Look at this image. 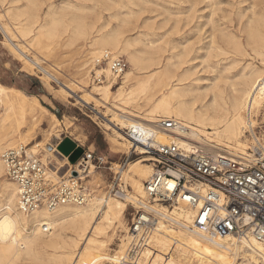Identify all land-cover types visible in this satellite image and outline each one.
<instances>
[{
	"label": "bare ground",
	"instance_id": "obj_1",
	"mask_svg": "<svg viewBox=\"0 0 264 264\" xmlns=\"http://www.w3.org/2000/svg\"><path fill=\"white\" fill-rule=\"evenodd\" d=\"M19 2L12 0L6 8L5 0H0V29L11 53L23 61L27 69L39 67L46 76L41 79H46L47 84L48 80L59 81L58 73L41 67L39 57L44 49L60 42L69 24L54 17L50 23H43L36 0H27L25 6L18 5ZM248 26L246 44L234 35L228 44L232 45L234 56L248 55L249 47L259 59V66L248 65L237 81H232L230 75L235 61L224 68L211 65L217 55L213 56V52L219 51V56L229 54L220 47H214V44L207 55L206 73H217L211 79L202 76L204 71H198L199 66L194 65L197 59L192 57V51L188 48L175 53L173 51L178 46L166 50L153 43L146 50L133 51L126 40L120 46V36L90 38V58L81 63L79 72L84 73L90 63L94 64L101 58L103 52H110L116 58L118 53L127 54L131 67L119 82L108 67L94 69L96 76L104 75L106 81L103 84L94 83L93 90L85 95L78 96L74 85L66 83L61 84L59 93L66 99L75 95L85 105H90L93 99L95 106H103L111 117L106 130L115 132V138L111 139L112 152L125 154L134 151L143 156L130 162L122 174V180L128 185L130 182L131 187V192L125 197L127 203L136 205L138 198L144 197L145 183L153 173L150 164L153 159L144 157L147 154L144 144L148 138L157 144L175 143L189 152L202 149L211 155L235 160L247 154L248 145L244 136L247 131L252 134L256 127L254 118L264 112V16L254 14ZM85 28L77 25L75 35L67 46L75 45L78 38H86L88 34ZM32 33L33 39L28 42L27 38ZM35 50L39 55L31 58L30 51ZM55 70L60 71L57 67ZM82 78L88 83V78H84V75ZM0 102L4 110V114L0 115V153L35 140L37 130L45 124L46 115L49 114L40 106L37 98L0 84ZM14 115L20 119L18 125L6 128ZM26 116L30 124L24 128ZM162 117L179 120L184 130H161L157 123ZM59 124L58 118L51 116L49 129L44 131L45 141L60 132ZM262 145L264 148V143ZM32 151L36 152L35 149ZM58 154L63 155L59 150ZM43 159L50 164L56 161V165L50 168L54 184L63 182L71 170L83 177L82 170L67 157L60 159L58 155L48 153L43 154ZM90 165L86 178L96 174V167ZM64 168H68V172L61 175L60 171ZM114 170L116 172L118 166ZM4 175L5 168L0 162V182ZM92 191L84 206H65L53 212L42 208L32 215H26L18 207L16 184L10 180L3 181L0 190V264H105L108 245L116 239L118 232L125 231L127 233L121 240L119 251L112 256L111 262L118 264L124 260L130 241L124 221L128 204L104 195L102 191ZM173 216L190 221L192 213L187 206L180 205ZM43 223L51 225L50 233L42 231ZM46 237L48 239H44ZM92 253L96 255L94 259ZM240 256L243 258L240 264H264V246L253 238L239 240L230 235L210 237L196 230L166 228L151 233L132 264H239L236 259Z\"/></svg>",
	"mask_w": 264,
	"mask_h": 264
},
{
	"label": "rangeland",
	"instance_id": "obj_2",
	"mask_svg": "<svg viewBox=\"0 0 264 264\" xmlns=\"http://www.w3.org/2000/svg\"><path fill=\"white\" fill-rule=\"evenodd\" d=\"M10 1L12 0H5L4 6L6 8L9 7L7 3ZM36 1L39 7V18L43 23H50L54 17L56 20H62L67 25L69 24L66 31L62 33L60 42L53 44L49 49H44L39 57L41 67L55 74L58 73L59 81L48 80L47 84L46 79H41V77L46 78V76L39 67H36L37 70L35 67L27 69L24 62L11 53L6 37L0 29V84L9 89L21 90L28 96L36 97L40 106L49 113L46 115L47 121L45 124H43L41 129L37 130L36 139L30 144L23 146L31 148L36 144H40L45 147L46 145H56L60 141L63 142L69 138L79 146L94 152L95 159L92 165L96 167V174L84 180L91 194L93 193L92 189H95V191H102L104 195H109L127 203V201L118 197L115 192H111V185L115 176L111 171L112 164H115L114 168H116V164L124 159L127 153H114L111 150V139L115 138V132L106 130L107 121L111 119L110 115L106 113L107 110L101 105L95 106L93 99H91L90 105H85L75 95L73 97L68 96L66 99L59 93L61 84L65 83L74 85L78 96L85 95L93 90L92 73L94 69H98L95 68V63H90V67L84 73L82 71L79 72L81 63L90 58L91 49L88 46L90 38L96 36L115 38V36H120V46H123L127 41L132 45L133 51L146 50L153 43L155 46H161L166 50H170L171 46H178L173 51L175 53L188 48L192 51V57L197 59L194 65L199 66L198 71H204L202 76L211 79L217 76V73H206L208 65L207 55L211 52L209 48H211L212 44H214V47H220L226 54H229L219 56V51L213 52V56L217 55L213 58L211 65L224 68L229 66L232 61H235V65L232 66L230 71V75L233 77L232 81H237L239 74L248 65L259 66V59L255 57L249 47L248 55L234 56L232 55V45H229L228 41L231 40L230 42H232L231 36L234 35L244 44L247 43L249 21L254 17V14L264 16V0ZM19 3L18 5L25 6L27 0H20ZM48 12H51V18H49ZM57 16H60V18ZM77 25L86 27L88 35L86 38H78L75 45L69 47L67 43L75 35L74 28ZM119 31L120 33L123 32L120 34ZM15 35L18 37L17 34ZM33 35L34 33L27 38L28 42L32 41ZM121 35L125 36L122 37ZM38 55L36 50L30 51L31 58H35ZM116 56L126 60L129 68L131 67L127 54L118 53ZM56 67L60 70L59 72H55ZM82 75H84V78H88V83L83 81ZM121 80L117 79L118 82ZM118 88L114 89V91ZM3 114L4 110L1 104L0 115L2 116ZM53 115L60 121V132L53 135L49 141H45L44 131L49 129V122ZM26 118V122L22 126L24 128L30 124L29 117L26 116ZM10 119L11 121H8L6 126L8 129L18 125L20 121L17 115L12 116ZM254 120L256 121V127L252 130V134L247 131L244 136L248 149L252 147L254 139L259 142L260 138L264 142V112L258 114ZM246 152L248 153V151ZM43 154L46 155V153ZM145 156L152 158L149 155ZM142 157L138 154L133 155L132 162ZM59 158L63 159L62 157ZM51 165V168H53L56 165V161L54 160ZM67 172L68 168H64L60 171V174L65 175ZM8 180L6 175L1 178L0 190L3 181ZM97 186H101V188L97 189ZM128 191L131 192L130 182ZM127 204L128 209L124 220L126 231H128L129 224L135 213L134 205L131 203ZM126 233L125 231L118 232L116 239L108 245V258L105 259V264H112V256H115L119 251V245ZM91 255L93 259L96 257L95 253ZM236 262L242 263V256L237 257ZM23 263L27 264V262ZM41 264H45V262Z\"/></svg>",
	"mask_w": 264,
	"mask_h": 264
},
{
	"label": "built area",
	"instance_id": "obj_3",
	"mask_svg": "<svg viewBox=\"0 0 264 264\" xmlns=\"http://www.w3.org/2000/svg\"><path fill=\"white\" fill-rule=\"evenodd\" d=\"M95 68L108 67L114 78L121 79L129 68L123 58L103 52L95 62ZM37 70V68H36ZM92 73L93 83L103 84L104 75ZM53 81V80H52ZM1 110V102H0ZM158 126L166 132H181L182 123L175 118H160ZM249 132V131H248ZM56 145L43 149L20 145L0 153L5 175L16 184L18 207L26 215L42 208L57 211L65 206H84L91 193L84 183L87 170L94 162V152L79 146L83 155L75 164L83 172L70 171L60 184H54L50 176L51 164L43 159V153L59 157ZM262 139L239 159L211 155L202 149L186 151L175 143L161 145L148 138L144 144L146 155L152 156L153 173L145 183L144 197L134 205L135 213L128 228V246L124 260L118 264H132L152 232L170 229H190L210 237L230 235L239 240L253 238L264 246V148ZM35 149V153L32 151ZM136 152L130 151L116 165L111 192L124 199L129 185L122 174L132 162ZM69 159V158H68ZM76 172L77 176H73ZM180 205L192 213L190 221L175 218L173 212ZM42 231L50 233V224L43 223Z\"/></svg>",
	"mask_w": 264,
	"mask_h": 264
},
{
	"label": "water",
	"instance_id": "obj_4",
	"mask_svg": "<svg viewBox=\"0 0 264 264\" xmlns=\"http://www.w3.org/2000/svg\"><path fill=\"white\" fill-rule=\"evenodd\" d=\"M58 150L67 158H69L72 164H76L80 157L83 155L84 150L80 147H77L71 139L67 138L60 143ZM73 176H77V173L74 172Z\"/></svg>",
	"mask_w": 264,
	"mask_h": 264
}]
</instances>
